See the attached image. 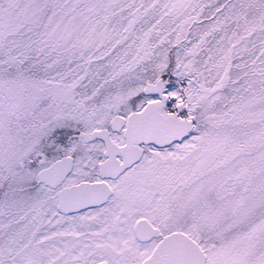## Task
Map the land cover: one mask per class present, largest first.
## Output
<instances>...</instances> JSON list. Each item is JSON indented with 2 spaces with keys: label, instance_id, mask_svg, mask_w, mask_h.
<instances>
[{
  "label": "snow or ice",
  "instance_id": "obj_1",
  "mask_svg": "<svg viewBox=\"0 0 264 264\" xmlns=\"http://www.w3.org/2000/svg\"><path fill=\"white\" fill-rule=\"evenodd\" d=\"M0 264H264V0H0Z\"/></svg>",
  "mask_w": 264,
  "mask_h": 264
}]
</instances>
